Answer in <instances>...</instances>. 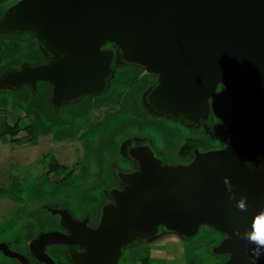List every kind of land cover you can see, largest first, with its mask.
Here are the masks:
<instances>
[{"label":"water","instance_id":"1","mask_svg":"<svg viewBox=\"0 0 264 264\" xmlns=\"http://www.w3.org/2000/svg\"><path fill=\"white\" fill-rule=\"evenodd\" d=\"M0 31L31 32L51 56L8 72L0 88L46 82L55 104L101 93L118 49L157 75L149 101L158 113L209 121L219 85L233 103L225 147L193 150L185 165L132 148L134 169L118 174L123 187L103 203L97 226L57 210L69 233L39 234L32 259L55 264L46 245L67 244L82 250L73 264H118L125 246L160 227L192 237L209 225L226 235L214 248L229 256L221 264H264V0H24ZM0 253L30 264L6 243Z\"/></svg>","mask_w":264,"mask_h":264},{"label":"rangeland","instance_id":"2","mask_svg":"<svg viewBox=\"0 0 264 264\" xmlns=\"http://www.w3.org/2000/svg\"><path fill=\"white\" fill-rule=\"evenodd\" d=\"M23 1L0 0V19ZM18 33L22 37H6L5 32L0 33V51L11 49L17 43L21 45L18 52L0 61V68L21 54L32 56L23 60L21 67L51 60L47 52L36 54L32 50L33 40L40 41L36 35ZM38 49L42 53L40 45ZM117 51L101 93L55 104L51 85L46 82H38L36 87L28 84L0 88V243L8 244L12 251L31 259L27 249L29 241L49 228L59 227L60 218L55 213L60 209L68 210L75 220L89 217V226H96L102 204H112V191L123 187L118 174L128 172L127 164L132 161L130 150L134 147L149 146L164 163L185 165L193 159V150L222 149L228 144L225 128L233 103L224 86L219 85L211 98L209 121L196 123L168 116L184 126L190 125L179 129L178 140L155 143L151 130L124 129L121 138L115 137L118 144L113 141L114 146L109 140L120 134L129 121L140 119L145 124L150 121L149 116L163 117L151 105V90H147L148 84L158 82L156 74L126 61ZM27 61L30 63L25 64ZM101 169L102 176H99ZM79 176L84 177L85 184L77 181ZM217 233L213 227L201 225L195 235L183 237L160 227L156 236L137 238L125 246L118 264H144L146 259L165 255L164 251L171 248L180 250L175 252L174 259L166 257L150 262L221 264L229 256L215 252ZM173 237L179 242L152 249V242ZM76 248L47 244L45 251L55 264H73L71 253ZM0 264L21 263L0 253Z\"/></svg>","mask_w":264,"mask_h":264},{"label":"trees","instance_id":"3","mask_svg":"<svg viewBox=\"0 0 264 264\" xmlns=\"http://www.w3.org/2000/svg\"><path fill=\"white\" fill-rule=\"evenodd\" d=\"M1 17V16H0ZM0 33H1V31H0ZM6 33V37H18V36H21L18 32H10V33H8V32H5ZM8 33V34H7ZM31 36H33V35H31ZM34 36H35V34H34ZM22 37V36H21ZM19 38V37H18ZM34 38H32L31 40H33ZM2 43H4V44H6V45H8V43L7 42H4V41H2ZM40 45V47H41V49H42V44H41V42L39 41V43H38V41H34L33 40V43H32V50L37 54V52L39 53V54H44V51H42V53H41V51L38 49V46ZM20 44H16V46L15 47H13V48H11V49H6V50H3V51H0V61L4 58V57H7V56H12L15 52H18V49L20 48ZM111 45L110 44H108L107 45V47L106 48H109ZM27 58L29 59V58H32V56L31 55H19L14 61H9L4 67H1L0 68V72H1V74L0 75H2L0 78H2L3 76H5L8 72H10V71H12L13 69H10V70H8L9 68H11V67H14L15 69L14 70H20V69H22V67H21V64H24L23 63V60H27ZM33 61H34V59H33ZM29 61H27V62H25V64L26 63H28ZM30 63V62H29ZM35 63H37V62H31L30 64H32L33 66H34V64ZM11 66V67H10ZM16 66V67H15ZM13 70V71H14ZM8 71V72H7ZM4 72H6V73H4ZM4 73V74H3ZM44 83V82H43ZM156 85V82L154 83H150V84H148V86H147V90H151L154 86ZM153 86V87H152ZM151 87V88H150ZM169 117H171V116H169ZM168 116H165V115H163V117L162 116H149V120L150 121H148L147 123H141L140 122V119L139 120H131V121H129L128 123H127V125H124V127H123V131L120 133V134H118V133H116L114 136H113V138H112V140H109V141H112L111 143L112 144H114V146L116 145L115 143L117 142V144H118V141H116V139H115V137L117 136V135H119V137L121 138V136H123V133H124V129L125 130H128V131H130V130H133V131H139V130H141V129H143V128H145V129H147V130H151L152 131V135L154 136V137H152V139L153 140H155V143H157V142H162V143H169V142H172L173 140H178L180 137V135L178 136V131H179V129L180 128H184V127H186V126H189L190 127V125H183V123L182 122H180V121H178V120H176V119H170ZM171 125H173L174 126V128H171L172 126ZM127 126V127H126ZM8 128V127H7ZM13 133H14V131H13ZM115 143H114V142ZM157 141V142H156ZM107 142V141H106ZM107 144H108V142H107ZM213 146V145H212ZM211 149H212V147H210ZM214 149V148H213ZM133 162L131 161H129V163L127 164V166L129 167L128 168V170H131V169H133L132 167H133ZM103 165V163H101V166ZM99 176H102V169H101V171H100V173L98 174ZM80 180V181H79ZM77 181H79L81 184H85L86 183V180L84 179V177L83 176H81V178H80V176H79V179L77 180ZM103 205V204H102ZM85 217V216H84ZM219 233V232H218ZM217 233V234H218ZM34 237H36V236H33V238ZM221 239H222V237H220V234H218V238L215 240L217 243L216 244H218L220 241H221ZM144 264H148V260L146 259L145 260V263Z\"/></svg>","mask_w":264,"mask_h":264},{"label":"crops","instance_id":"4","mask_svg":"<svg viewBox=\"0 0 264 264\" xmlns=\"http://www.w3.org/2000/svg\"><path fill=\"white\" fill-rule=\"evenodd\" d=\"M172 239H176V240L173 241ZM176 242H179V239L177 237H173V238H168V239H165V240H162V241H159V242H152L151 244L153 245L152 246V249H160L161 247L164 246V244L176 243ZM154 246H156V247L154 248ZM177 251H180V250L179 249L174 250L172 248L170 250H166V251H164L165 252V255L163 253V255L154 256V259L153 258H150L148 260V264H152L156 259H161V261H162L163 258H166V257H169V259L172 260V259H174V254H176ZM150 260L153 261V262H150Z\"/></svg>","mask_w":264,"mask_h":264},{"label":"flooded vegetation","instance_id":"5","mask_svg":"<svg viewBox=\"0 0 264 264\" xmlns=\"http://www.w3.org/2000/svg\"><path fill=\"white\" fill-rule=\"evenodd\" d=\"M157 76V75H156ZM134 164H133V169H134ZM60 218V217H59ZM83 218V217H82ZM81 218V219H82ZM60 220H61V218H60ZM61 221L59 222V227H52V228H49V230H46L45 232H49V231H59V232H64V233H69L65 228H63L62 226H61ZM88 225H89V223H88ZM97 226V225H96ZM96 226H92V227H96ZM220 234V237H222V239H224L225 237H226V235H224V234H221V233H219ZM36 237H38V236H36ZM35 238V237H34ZM221 239V240H222ZM32 240V239H31ZM30 240V241H31ZM29 241V242H30ZM29 246V245H28ZM27 249H28V252L30 251L29 250V248L27 247ZM77 251H82V250H80L78 247H77ZM26 256V255H25ZM28 256H29V254H28ZM27 257V256H26ZM28 258V257H27ZM28 260L30 261V264H39L38 262H36L34 259H30V258H28Z\"/></svg>","mask_w":264,"mask_h":264},{"label":"clouds","instance_id":"6","mask_svg":"<svg viewBox=\"0 0 264 264\" xmlns=\"http://www.w3.org/2000/svg\"><path fill=\"white\" fill-rule=\"evenodd\" d=\"M262 230H264V226H262ZM255 238H256V237L254 236L253 239H255ZM262 242H264V241H262Z\"/></svg>","mask_w":264,"mask_h":264}]
</instances>
